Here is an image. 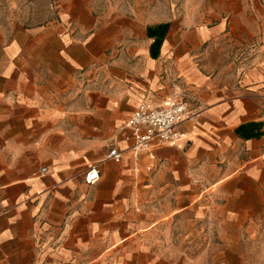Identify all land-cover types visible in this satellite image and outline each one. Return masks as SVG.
I'll return each mask as SVG.
<instances>
[{
	"label": "crops",
	"instance_id": "1",
	"mask_svg": "<svg viewBox=\"0 0 264 264\" xmlns=\"http://www.w3.org/2000/svg\"><path fill=\"white\" fill-rule=\"evenodd\" d=\"M151 4L0 0V264L194 260L185 234L261 205L264 1ZM173 85L198 114L136 162L124 123Z\"/></svg>",
	"mask_w": 264,
	"mask_h": 264
},
{
	"label": "built area",
	"instance_id": "2",
	"mask_svg": "<svg viewBox=\"0 0 264 264\" xmlns=\"http://www.w3.org/2000/svg\"><path fill=\"white\" fill-rule=\"evenodd\" d=\"M195 101L177 85H173L171 94L165 99L154 102L143 99L126 119L124 126L130 131L132 143L129 147L136 162L145 155L149 160L155 158L152 146L154 143L178 145L184 139L182 130L184 122L192 120L198 114V106L192 107ZM121 151L110 148L107 158L119 162ZM45 167L41 168L44 172ZM145 171L152 172L153 165L147 163ZM100 177L97 166L91 165L83 175L86 185H92Z\"/></svg>",
	"mask_w": 264,
	"mask_h": 264
},
{
	"label": "rangeland",
	"instance_id": "3",
	"mask_svg": "<svg viewBox=\"0 0 264 264\" xmlns=\"http://www.w3.org/2000/svg\"><path fill=\"white\" fill-rule=\"evenodd\" d=\"M131 1L148 6L156 0ZM168 1L174 3L180 0ZM206 220L208 232L205 229L201 233L197 232L192 239L190 234H185L189 239L182 251L194 257V260H166V264H264V171L262 203L244 223L219 226L216 219L211 226L210 218ZM198 224L204 225V219Z\"/></svg>",
	"mask_w": 264,
	"mask_h": 264
}]
</instances>
